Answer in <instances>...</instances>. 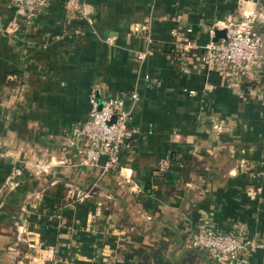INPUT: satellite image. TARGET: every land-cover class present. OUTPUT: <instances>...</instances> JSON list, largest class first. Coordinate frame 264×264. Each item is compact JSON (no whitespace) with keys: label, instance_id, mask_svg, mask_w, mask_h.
<instances>
[{"label":"crops","instance_id":"0c3cea01","mask_svg":"<svg viewBox=\"0 0 264 264\" xmlns=\"http://www.w3.org/2000/svg\"><path fill=\"white\" fill-rule=\"evenodd\" d=\"M88 1L93 23L74 34L64 0L13 33L0 0V86L25 82L22 114H0V264H221L190 244L205 230L240 232L254 241L242 264H264V64L236 83L197 66L209 24L264 0ZM92 93L123 95L132 129L107 172L70 143Z\"/></svg>","mask_w":264,"mask_h":264},{"label":"built area","instance_id":"2783aa9c","mask_svg":"<svg viewBox=\"0 0 264 264\" xmlns=\"http://www.w3.org/2000/svg\"><path fill=\"white\" fill-rule=\"evenodd\" d=\"M49 0H10L14 9V17L8 22L5 31L9 33L20 29V23L27 27L34 23L39 12L48 4ZM247 4V3H246ZM241 7L237 20L226 18L217 20L207 26L210 40L201 56L200 63L215 66L225 76V79L238 81L245 66L258 68L264 64V9L256 3H249ZM67 12L73 13L92 24L93 7L88 0H64ZM139 25L134 29L137 31ZM146 27L140 26V30ZM224 29L225 35L213 40L215 30ZM187 44H190L188 41ZM146 53L139 52L137 58L145 59ZM184 73L190 71L185 65ZM131 99H137V94H131ZM129 115L125 109V98L108 96L102 99L100 105L96 95L89 97V111L87 118L80 125L74 126L70 133V143L76 146L79 154V164L84 166H100L102 172L114 169L118 165L119 155L130 139L132 129L129 125ZM101 158L104 161L101 162ZM47 163H38L34 168L41 172ZM12 174L20 176L22 169L15 166ZM193 248L205 250L221 264H242L248 262V255L254 247V241L240 236V232L222 233L205 230L195 233L190 239Z\"/></svg>","mask_w":264,"mask_h":264},{"label":"rangeland","instance_id":"374dc122","mask_svg":"<svg viewBox=\"0 0 264 264\" xmlns=\"http://www.w3.org/2000/svg\"><path fill=\"white\" fill-rule=\"evenodd\" d=\"M138 25H139V28L137 31L140 30V26L142 24L141 25L138 24ZM134 27H135V25H134ZM3 86H4V84L0 86V106L2 103L7 104V106H1L0 109L5 108V111L0 110V114L5 112V113H7V115H9V117H11V115L13 117H16V115L22 114V108L18 107V106H22V96H23L22 85L18 86L15 89H9L8 87H6V86L3 87ZM14 162L16 164L14 163V166L11 168L8 176L4 180V183L2 184V188L4 190H15V188H17L19 185V182H20L19 178L21 176H17V175L12 174V169L15 166H17L18 160L16 159V161L14 160ZM34 165L30 166L31 171L34 173V175H38L40 172L34 168Z\"/></svg>","mask_w":264,"mask_h":264},{"label":"trees","instance_id":"16d2710c","mask_svg":"<svg viewBox=\"0 0 264 264\" xmlns=\"http://www.w3.org/2000/svg\"><path fill=\"white\" fill-rule=\"evenodd\" d=\"M74 22L75 23L72 26L68 27V32L75 34L77 29H80V30L83 29V25L81 23L85 22V21L75 15V21ZM78 38H80V37H78ZM24 84H25V82H24V79L22 77V72H20V71H13L9 75V77H7L4 81V86L8 87L9 89H15L18 86H21V85L23 86ZM89 97H90V95H89Z\"/></svg>","mask_w":264,"mask_h":264},{"label":"water","instance_id":"95a60500","mask_svg":"<svg viewBox=\"0 0 264 264\" xmlns=\"http://www.w3.org/2000/svg\"><path fill=\"white\" fill-rule=\"evenodd\" d=\"M225 35V30L224 29H217V30H215V35H214V38H213V40H217L218 38H221V37H223ZM99 93H97L96 94V97H97V99H98V101H99V103H100V105L102 104V100H101V98H100V96L98 95Z\"/></svg>","mask_w":264,"mask_h":264}]
</instances>
